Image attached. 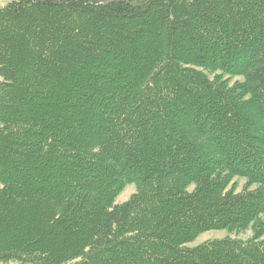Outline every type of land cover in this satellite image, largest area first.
<instances>
[{"label":"trees","instance_id":"16d2710c","mask_svg":"<svg viewBox=\"0 0 264 264\" xmlns=\"http://www.w3.org/2000/svg\"><path fill=\"white\" fill-rule=\"evenodd\" d=\"M0 264H264V0L0 5Z\"/></svg>","mask_w":264,"mask_h":264},{"label":"rangeland","instance_id":"374dc122","mask_svg":"<svg viewBox=\"0 0 264 264\" xmlns=\"http://www.w3.org/2000/svg\"><path fill=\"white\" fill-rule=\"evenodd\" d=\"M8 2V0H0V5H4ZM241 79L240 77H235L233 78L232 82H234L235 80ZM238 181V191L243 189L244 184H245V179L244 178H237ZM136 187L134 184H128L125 186V188L123 189V191L120 193V195L117 197L116 199V203H123L125 201H127L135 192ZM253 235L252 230H246L244 232L241 233H229L227 230H210V231H206L202 234H200L197 239L195 241H193L192 243H190L189 245L193 246V245H197L200 244L204 241L210 240V239H217V238H225V237H232V238H240V239H248Z\"/></svg>","mask_w":264,"mask_h":264}]
</instances>
